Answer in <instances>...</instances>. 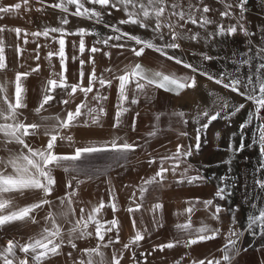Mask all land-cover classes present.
<instances>
[{
    "label": "snow or ice",
    "instance_id": "6c2138e0",
    "mask_svg": "<svg viewBox=\"0 0 264 264\" xmlns=\"http://www.w3.org/2000/svg\"><path fill=\"white\" fill-rule=\"evenodd\" d=\"M35 3L58 9L65 15L59 19L60 27L46 26L32 32L21 27L0 25V74H3L0 78V230L14 224L37 225V230L25 237L10 238L0 231V237L4 238V243L0 244V264H46L57 257L63 258L64 264H122L125 253L129 256L130 264H148V257L156 251L163 253L165 249L170 250L177 246L190 249L193 245L217 238L222 239L216 250L220 253L219 256L210 254L197 259L185 252L171 264H183L186 258L188 264H234L241 250L247 252L249 248H254L255 251L264 253V115H261L264 111V43H261L264 32L257 40L255 31L247 27L246 13L250 0H55L51 4L47 0H35ZM70 7H74V11H70ZM22 8L25 12L32 11V0H16L12 4H5L0 0V20L4 16L17 15ZM35 10L42 12L43 7ZM113 11L121 12L124 18L115 23H104V16H112ZM69 15L92 20L97 24L104 23L105 28L115 33L97 39L88 48L87 63L91 65V69L86 82L83 59L79 61L80 69L75 81H69L65 37L80 36L78 51L83 55V37L99 36V33L85 28L68 32L63 25L69 23ZM122 25L137 26L151 33V36L142 38L138 34L124 31L120 27ZM261 27L264 28V25ZM193 28L197 30L194 31ZM5 32L14 33L17 41L23 37L24 45L29 43V36L33 38L31 42L36 44L33 50L35 55L32 56L37 61L35 67L27 64V59L24 58L26 49L20 43L14 46L6 44ZM53 33L60 35L52 36ZM241 34L245 38L253 39L247 40L248 47L242 53H233L235 58H229L231 69L222 66L217 72L209 71L205 63L218 60L219 57L207 52H192V56H199L200 62L195 64L175 54V50L183 52L182 41L211 45L218 40ZM40 37L50 38L52 42L58 43V50H49L45 56L49 62V75L42 79L37 106L30 110L40 117L39 122H36L29 121L25 113L29 109V98L24 82L29 76L40 74ZM6 47L14 51V64L6 56ZM43 47L49 45L45 44ZM105 48L120 49L118 55L130 52L131 57L125 56L127 63L122 62V67H107L98 75L94 54L100 52L111 60L112 53ZM146 50H152L160 57L189 71L177 73L165 72L162 67L148 68L135 59L143 57ZM170 50L173 54H169ZM53 56L59 58V71H56L51 62ZM72 59L75 61L78 57L73 56ZM19 68L26 70L19 71ZM9 71L13 72L11 80L7 76ZM197 76L242 97L245 102L232 103L229 97L210 90L208 95L212 97L211 103L204 107L197 103L191 113L183 110L153 113L152 130L146 134L148 138L156 137L161 131L159 122L163 116L168 117L170 129L174 118L175 123L185 129L191 122L194 135H191L192 142H177L174 151L162 145L165 148L162 155L145 153L149 168L155 165L156 169L151 175L141 176L137 185H124L125 188H133L127 198L125 211L129 214L134 234L127 242L121 243V222L116 216L121 206L111 179L105 180L109 185L107 203L101 198L98 204L88 201L89 206H85L80 197L81 185L94 182L104 175L91 161L100 156L114 154L119 163L120 159L126 161L129 153H135L137 149L143 150L148 143L147 139L137 137L129 142L126 133L120 134L125 115L132 111L131 106L139 105L142 98L151 102L156 91L160 89L178 97L186 90H195L198 87ZM114 84L117 100L113 106L109 139L78 146L71 129L105 128L104 120L108 115L105 104L108 90ZM78 92L82 98L77 103ZM248 102L252 104V108L248 110L245 120L239 124L238 132L229 135L225 149L229 156L220 161L221 164L229 166L228 172L218 179L215 174L205 177L203 171L192 164L189 158L200 152L202 136L205 138L203 143H207L208 130L213 122L226 121V127H230L233 117L244 110ZM71 104H75V107H67ZM56 105L62 106V114L41 115ZM139 116L140 112L136 111L128 125L133 132L136 131ZM237 135L240 138L238 146L235 144ZM215 136L219 139L220 132L217 131ZM182 137L189 138L190 133L187 130H177V140ZM246 139L249 141L247 145ZM60 147L70 148L71 152L57 151ZM246 147H255L258 156L257 164L253 166L250 174L251 183L244 186L242 201L248 205L250 211L245 225L241 226L237 219L241 205L232 206L230 200L235 185L227 181L234 179L229 175L232 171L231 164ZM119 166L124 167V164ZM57 170H61L66 179L63 193L54 196L60 187L56 177ZM214 179H217V184L211 198L185 199L183 203L186 207L173 213L174 216H183L185 219L175 223V236L172 239L153 244L150 251H139L146 236L150 238L152 231L164 227L165 205L154 194L174 185L200 186ZM17 197H30L31 202L21 205L17 203ZM148 197H153L155 202L145 207ZM217 200L226 201L228 206L216 203ZM142 209L150 217L152 231H149L148 224L144 222L143 214L139 218L135 215ZM41 211L44 215L37 219ZM107 211H111V219L104 218ZM198 211L205 212L207 219L215 221L216 226L205 220H201L198 226L194 225L193 216ZM221 213H228L230 216L226 229L222 227ZM245 234L253 242L242 249L241 238ZM82 241L87 244L79 247V242ZM256 241H260L258 247ZM118 244L121 246L116 248L115 245ZM65 248L69 250L65 252ZM138 256L143 259H138Z\"/></svg>",
    "mask_w": 264,
    "mask_h": 264
},
{
    "label": "crops",
    "instance_id": "0c3cea01",
    "mask_svg": "<svg viewBox=\"0 0 264 264\" xmlns=\"http://www.w3.org/2000/svg\"><path fill=\"white\" fill-rule=\"evenodd\" d=\"M35 0H32V11L25 12L22 8L20 10V13H18L15 16H10V19L7 20L5 23H10L12 25H15L17 27H26L31 26L32 22L34 21V15H38L39 13L33 8ZM8 4L15 3L13 0L6 1ZM6 4V3H5ZM40 5V4H38ZM45 8H43V11ZM8 27H12L10 25H7ZM43 25H39L38 27H42ZM42 30V28H39ZM37 31V30H36ZM6 44L9 45H15L16 43H20L22 47L26 49L24 53V58L27 59V64L29 66L35 67V64L37 61H34L32 59V56L35 55V52L33 51L36 48V44L32 43V38L29 36L28 40L29 43L27 45H24L22 43L21 38L20 41L16 40V37L14 33L5 32L4 33ZM43 37H40V40ZM39 42V41H38ZM42 46L40 48V60L38 63L41 65L40 74H33L32 76H29L28 79L24 82L25 87L28 89V98H29V109L25 110L26 115L28 116L29 121H36L39 122L40 117L36 114H34L31 109H34L37 106L38 100V92L40 89V84L43 78H46L49 75V68L48 64L49 62L45 59V56L43 57L42 50L44 49L43 44L39 42ZM87 46L85 47V52L83 55H81L78 51V46L76 47L75 52H71L66 54L67 56V67H68V78L70 82H74L78 71L80 69V59H83L85 61L83 70L85 73V82L87 81L88 73L91 69L90 64L87 63L89 59V53L87 51ZM31 52H34L33 55H31ZM6 56L9 57L10 61L14 64L15 62V54L12 48L6 47ZM77 56V60H73L72 57ZM139 62H141L143 65H145L148 68L153 69H160L161 67L165 72L169 71H175L177 73H185L189 70L184 69L182 66L176 65L173 61H168L163 57H160L158 53H155L152 50H146L145 55L141 58H135ZM100 60V59H99ZM99 60L96 65V71L99 75L105 68V61L104 63H100ZM23 62V61H22ZM52 64L55 66L57 65L56 71L60 70V65L58 67L59 62H54L52 59ZM19 71H25V68H19ZM8 79L11 80L13 78V72L9 71L7 72ZM3 77V74H0V78ZM186 92V91H185ZM184 93H182L179 97L176 96L173 93L165 92L163 89L157 90L155 93V96L153 97L151 102H146L143 98L141 99V102L139 105H133L132 111L125 115L124 117V127L120 130V134L123 135L124 133L127 134L126 138L131 142L132 140H135L137 137H140L142 139H147L148 143L144 146V149H137L135 153H129L128 158L125 161L124 159H120L119 163L117 162V159L115 158L114 154H107L104 156L97 157L91 161L92 164H94L97 168L101 169L104 172V175H101L99 179L95 180L94 182H87L84 185L80 186V197L84 200L85 206L88 205V201H91L92 204H98L100 199L103 198L105 203L108 201V187L105 183V180L110 178L111 184L115 187L116 195L118 196V203L121 206L120 211L116 213V216L119 218L121 222V230H120V237H121V243L127 242L128 239L134 234L131 220L129 217V214L125 211V208L128 205V196L133 191L132 187L125 188L124 185H131L135 186L140 182L141 176H148L151 175L155 169L156 166H152L149 168L147 164V156L145 155L146 152H150L153 156H156L157 154H164L165 148L162 147V145H165L167 148L173 144L174 150H175V144L177 142L183 143V137L180 138L178 141L177 136V130L183 131L187 130L189 128V125L187 128L181 127L178 123H175V118L172 123L171 129L169 128L168 124V117L163 116L159 122V127L161 131L158 133V135L154 138H148L147 133L152 130V124H153V113L155 112H169L173 110H184L183 106L180 105V102H182ZM82 98L80 93H77V99L76 102H79V99ZM59 99V97H57ZM117 95H116V87L115 84L113 87L108 90V100L105 104L108 115L104 120L105 128L99 129V128H92V129H85V128H73L71 129V133L74 134L75 139L78 141L79 145H84L87 143H95V142H103L110 137V125L112 124V117L114 114V104L116 103ZM55 104V102H52ZM61 107L60 105H56L55 107H51L48 109L47 112H42L41 115H49V114H57L61 113ZM67 107L74 108L75 104H71ZM136 111L140 112V116L137 118V125H136V131H131L130 127L128 125L131 124L132 116ZM62 114V113H61ZM171 141V143H168ZM59 152L64 153H70L71 149L67 147H60L57 149ZM119 164H124V167H120ZM56 177L58 180V183L60 184L59 190L54 193L55 195H60L63 193V183L66 179V175L61 171L57 170ZM214 186H211L207 188L206 186H187L186 190V198H195L199 197L201 199H208L207 194H213L215 190H213ZM183 187H176L173 190V193L178 194L179 192L183 191ZM205 194V195H204ZM155 196H158L159 199L164 203L165 208L163 212V223L164 227L160 228L158 231H152V225L149 223V215L147 212H145L143 209L140 213H136L135 215L137 218L140 217L141 214L144 216V222L148 224L149 231H152V235L149 238L146 236L145 240L141 242V249L139 251L144 250H151V247L153 244H159V243H165L168 242L170 239H172L175 236V229L174 225L177 222H183L185 217H176L173 215L177 210H182L186 205L183 203L184 196L179 195L175 198L173 194H171L169 188H165L161 190L159 193L154 194ZM210 198V197H209ZM31 202V198H24V197H17V203L23 205L26 203ZM155 200L153 197H148L145 202V207H148L151 203H154ZM216 203H220V201H216ZM44 215V212H39L37 219H39L41 216ZM202 211H198L193 216V224L198 226L199 222L202 220ZM105 219H111L112 213L111 211H107L105 214ZM137 226H140L139 219L137 220ZM37 230V225H24V224H14L6 226L2 231L5 236L7 237H25L27 235H30L32 232ZM4 243V238L0 237V244ZM95 241H92V244H94ZM222 239L217 238L213 241H206L201 242L197 245H193L190 249H186L182 246H177L174 249H165L163 253L156 251L152 254V256L148 257V264H171L172 261L179 259L180 256H182L185 252H188L190 254V257H194L197 259L204 258L206 256H209L210 254H214L216 256H219L220 253L217 250V248L221 245ZM87 242L82 241L79 242V247L86 246ZM121 245H115L116 248H119ZM69 249L65 248L64 251H68ZM74 255L76 253L74 252ZM163 257L164 259H161ZM138 259H143L142 257L138 256ZM46 264H64L63 258L57 257L54 258L52 261L46 262ZM122 264H130L129 262V256L127 253H125V258L122 261ZM183 264H188V259L186 258L183 261Z\"/></svg>",
    "mask_w": 264,
    "mask_h": 264
},
{
    "label": "rangeland",
    "instance_id": "374dc122",
    "mask_svg": "<svg viewBox=\"0 0 264 264\" xmlns=\"http://www.w3.org/2000/svg\"><path fill=\"white\" fill-rule=\"evenodd\" d=\"M8 0H3V3L8 4L6 2ZM16 2V0H13ZM55 0H47L48 4L54 3ZM43 7L45 8L42 13H39L38 15H34L35 19L32 22L31 26L22 27L23 29H27L29 32L40 30L39 28L44 27H60L59 19L63 17L65 14L62 13L58 9H52L50 7H44L42 5H38L37 3L33 4L34 10L36 8ZM98 10H100L99 6H96ZM70 11H74V7H70ZM248 18V24L247 27L249 29H252L256 33L255 39L259 40L261 38V33L264 32V28L261 26L264 25V0H250L248 12L246 13ZM124 18L123 14L121 12L113 11L112 16H104V23H115L117 20ZM10 19V16H4L2 20H0V25H10L12 27H17L15 25H12L10 23H5L7 20ZM69 23L67 25H63V27L68 32H75L79 28H85L89 31H95L99 33V36L97 35H85L83 37L85 41V47L88 48L91 47L95 41L99 38H103L109 35H115V33L111 32L110 29L104 27V23L97 24L92 20H88L81 17H73L71 15L68 16ZM43 25L42 27L38 26ZM124 31L130 32L132 34H138L142 38H150L151 33L141 30L137 26L133 25H122L120 26ZM189 27H193L189 25ZM194 31L197 29L193 28ZM52 36L59 37V33H53ZM31 37V36H30ZM32 38V37H31ZM33 39V38H32ZM81 39L78 35H67L65 37L66 40V46H65V53H71L72 51L75 52L76 47L79 45V40ZM253 39V37L245 38L242 34L233 36L231 38L227 39H221L216 41L214 44L211 45H205L203 42L201 43H193V42H181L183 52L180 50H175L176 55H181L183 59L188 60L192 63H199V56H192V52H207L209 55H213L216 57H219L218 60H213L210 62L205 63V67L211 71V72H217L220 70L222 66H226L228 69L232 68V64L230 61L231 58H235L233 56V53L236 52H243L247 47L248 43L247 40ZM43 45L48 44L49 47H44L42 50L43 57L47 55V52L49 50L55 52L58 50V43L52 42L50 38H39L38 40ZM122 41H110V43H120ZM133 42H129L131 44ZM261 43H264V40H261ZM75 45V47H74ZM97 47L104 48L103 45H97ZM87 48V51H88ZM106 51H111L112 57L111 60H109L107 57H105L102 53L98 52L95 55V61L96 65L99 60L100 63H104L106 68L119 65L120 67L123 66V63H127L125 61V56L131 57L130 52H125L124 55H118V53L121 51L120 49L115 48H105ZM34 52H31V55H33ZM89 53V52H88ZM169 54H173V52L170 50ZM54 62H59V58L56 56L52 57ZM123 62V63H122ZM60 64H58L59 67ZM91 66V65H90ZM57 67V65L55 66ZM198 81V87L195 90H186L182 102H180V105L183 106L185 112L191 113L194 108H196L197 103L201 107L208 106L211 103L212 97L208 95L209 91H215L218 94L224 95L226 97H229L231 99L232 103L237 102H245L242 97H239L235 95L234 93H231L227 90L222 89L220 86L215 85L214 83L207 81L206 78L197 76ZM206 85V87H205ZM222 91V92H221ZM224 92V93H223ZM252 108V104L250 102L246 103V107L244 110H242L240 113H238L235 117H233V121L230 127H226V121H215L213 124L209 127L208 134H207V143L204 144V137L202 136V148L198 154H195L193 157L189 158L190 162L194 164L196 167L200 168L201 171H203L205 177H210L213 174H215L216 178L218 179L220 176L224 175L228 172V165L221 164L220 161L226 160L229 156V153L225 151L227 148V141L228 137L232 132H238L239 130V124L243 122L247 116L248 110ZM219 131L220 132V138L217 139L215 136V133ZM188 132L190 133L189 138H183V143H189L191 141V135H194L193 133V127L191 122L189 123ZM254 134V133H252ZM212 137V138H211ZM239 135L235 138V144L239 145ZM249 141L246 139L245 144L247 145ZM174 144V143H173ZM171 144L168 148L174 151V146ZM257 156H258V150L253 148H247L239 153V155L236 156V158L233 160L231 164L232 171L229 173L231 177H233V180L227 181L229 184H234L235 187L232 188V196L230 197L231 205H241L239 212L237 213V219L239 221V225L243 226L246 222V216L250 209L248 208V205L242 201L243 195H244V186L251 183V177L250 174L252 172L253 166L257 164ZM217 179L211 180L207 184H203L202 186H206L207 188L214 186L213 190H215ZM187 186H193V185H183V186H176L169 188L171 194H173L176 197L179 195H183L184 199L186 198V188ZM176 187H183V191L179 192L178 194L173 193L174 188ZM205 195V194H204ZM213 194H207L208 198L212 197ZM220 201V200H218ZM219 204H222L223 206L227 207L226 201H220ZM202 220H205L207 223L212 224L213 226H216L215 221H211L207 219V216L205 212H203ZM221 220L223 221L222 227L225 229L228 227L230 216L228 213H221ZM242 249L244 247H247L250 243H252V239L250 236L245 234L242 238ZM256 246L258 247L260 244V241L255 242ZM234 264H264V253L257 252L254 250V248H249L247 252H244L241 250V254L236 258V261H234Z\"/></svg>",
    "mask_w": 264,
    "mask_h": 264
},
{
    "label": "built area",
    "instance_id": "2783aa9c",
    "mask_svg": "<svg viewBox=\"0 0 264 264\" xmlns=\"http://www.w3.org/2000/svg\"><path fill=\"white\" fill-rule=\"evenodd\" d=\"M261 115H264V111H262Z\"/></svg>",
    "mask_w": 264,
    "mask_h": 264
},
{
    "label": "bare ground",
    "instance_id": "6f19581e",
    "mask_svg": "<svg viewBox=\"0 0 264 264\" xmlns=\"http://www.w3.org/2000/svg\"><path fill=\"white\" fill-rule=\"evenodd\" d=\"M222 92V91H221ZM224 93V92H223ZM212 138V137H211Z\"/></svg>",
    "mask_w": 264,
    "mask_h": 264
}]
</instances>
